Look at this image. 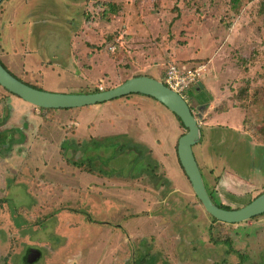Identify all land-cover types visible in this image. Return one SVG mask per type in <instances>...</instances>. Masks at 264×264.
<instances>
[{
	"label": "rangeland",
	"instance_id": "374dc122",
	"mask_svg": "<svg viewBox=\"0 0 264 264\" xmlns=\"http://www.w3.org/2000/svg\"><path fill=\"white\" fill-rule=\"evenodd\" d=\"M114 2L117 13L105 16ZM0 59L42 90L75 94L139 74L162 80L173 61L206 59L202 98L189 92L204 103L196 116L203 127L196 158L224 204L244 205L264 188L258 174L264 175V0L235 7L231 0H8L0 7ZM136 98L57 109L56 121L47 122L40 109L0 85V264H28L21 261L28 246L42 250L33 264H235L232 253L251 243L264 215L217 222L175 154L168 165L154 154L166 176L157 182L146 171L129 175L141 167L127 162L132 155L109 160L119 148L128 150L123 139L95 149V135L116 131L146 145L141 135L151 127V136L157 129L171 139L175 130L178 137L185 133L163 104ZM150 102L165 116L147 126L155 114ZM114 113L124 117L121 123ZM171 118L179 124L171 126ZM82 141L98 152L85 155L72 146ZM62 146L68 158L96 159L93 166L109 174L74 167Z\"/></svg>",
	"mask_w": 264,
	"mask_h": 264
},
{
	"label": "water",
	"instance_id": "95a60500",
	"mask_svg": "<svg viewBox=\"0 0 264 264\" xmlns=\"http://www.w3.org/2000/svg\"><path fill=\"white\" fill-rule=\"evenodd\" d=\"M4 0H0V4ZM0 85L7 91L38 108L74 109L104 103L130 94L150 96L167 107L180 118L187 131L180 136L177 154L192 189L204 210L216 220L236 224L264 214V193L240 208L226 209L217 205L210 197L194 154V146L201 141V127L186 98L167 86L162 80L148 75H135L121 84L89 93H54L34 88L12 75L0 62ZM204 84L198 83V89ZM40 257L36 251L32 259Z\"/></svg>",
	"mask_w": 264,
	"mask_h": 264
},
{
	"label": "trees",
	"instance_id": "16d2710c",
	"mask_svg": "<svg viewBox=\"0 0 264 264\" xmlns=\"http://www.w3.org/2000/svg\"><path fill=\"white\" fill-rule=\"evenodd\" d=\"M5 1H8V0H4L3 2H5ZM231 1L233 3V7H235V6L239 5V3L242 0H231ZM2 3L0 4V7H1ZM105 4H103L105 7H106V5L109 4V8H106L104 10V15L105 16L108 14V12H111V13H114V14L117 13V11L119 9V4H118V6H117V4L115 2L114 3H107L106 5ZM207 61L208 60H206V59H194V62H181V63H179L177 61H173L171 63L186 64V65H188V64H190V65H196V64L203 63V62H207ZM0 62L9 71L8 67L1 60H0ZM14 76L16 78L20 79L16 75H14ZM163 76H164V72H163L162 77ZM20 80L23 81L24 83H26V84L34 87V88L41 89L40 87H38L37 85L32 84L31 82L24 81L23 79H20ZM162 81H164L163 78H162ZM248 88L249 87H245V88H241L240 89L238 95H239V97L241 99H246V97L248 95V90H249ZM194 89H196V91L197 90L199 91L198 88H194ZM97 91H100V88H95V89L91 90V92H97ZM203 91H204L203 89H200V93H201L200 98H202V94H203L202 92ZM130 95H142V94H130ZM207 100L208 99L206 98L205 101L207 102ZM36 109H40L38 115L40 117H42L43 120H45L47 122H54V121H56L55 120V113L57 112V109H55V108H38V107H36ZM176 118L179 120L180 125L185 129V132H186L187 129L185 128V126L182 123V121L180 120V118L177 117V116H176ZM128 138L129 137H127V136L113 135V136L104 137L102 140H94L95 142L96 141H99V142H96L97 145H96L95 149L98 147V143H103L102 141H106V140L109 139V140H111V142H109V143L110 144L112 143L113 146H116L117 143L120 142L121 139H123L125 141L124 142V145L129 147L128 150L123 151V148H119V150H117V152L112 153V158H110L109 160H117V159L121 158V156H123L124 154L132 155L133 158L129 159L127 162L128 163L133 162L134 163V166L136 168L138 166H141V167H140V169L137 170V173L134 172V173H132L131 176L137 177V175L139 176V175L143 174L144 171H146V173L148 175H152L157 180V182L158 181L162 182L161 181V176L162 175H161V173H159L160 165H159V162L157 161V159L154 157L153 150L150 149V148L148 149V147H147L146 144L135 143L134 141H132V140H130ZM91 144H92V141L91 142H83L82 141V142H76V144H73L72 146L75 147V149H77V151L80 150L81 152H83V154H85V155H87V154L88 155H95L98 152V149L95 152H92V150L89 149V147H90ZM177 145H178V142H177ZM62 152L64 153V157L63 158L65 160H67L69 163H71L74 167H77V168H86L87 171L93 172V170H94V166H93L94 165V160H96V159L89 160L88 157H87V159H85V160L82 161V160L73 159L72 157L68 158L67 148L65 146H62ZM119 155H120V157H119ZM220 206H222L223 208H226V209H231L230 206H226V205H222V204ZM213 219H215V218H213ZM40 223H41V221H40ZM143 262H145V261L142 260L141 261V264H143Z\"/></svg>",
	"mask_w": 264,
	"mask_h": 264
},
{
	"label": "flooded vegetation",
	"instance_id": "af4514ba",
	"mask_svg": "<svg viewBox=\"0 0 264 264\" xmlns=\"http://www.w3.org/2000/svg\"><path fill=\"white\" fill-rule=\"evenodd\" d=\"M1 60V59H0ZM2 61V60H1ZM9 69V68H8ZM9 72L10 73H12V71L9 69ZM12 75H16V74H13L12 73ZM20 78V77H19ZM193 92H196V93H198V94H201L200 93V91H196V89H194L193 90ZM200 97V96H199ZM187 99H189V100H187ZM201 99V98H200ZM200 99H196V100H193V99H191V97H190V94L186 97V100L188 101V104L190 105V107H191V109H192V111L194 112V114H195V116H197V117H200V112H202L201 110L203 109V102L202 101H200ZM206 103V102H205ZM197 104V105H196ZM128 107H129V105L128 104H126ZM195 108H197V112H195ZM196 117V118H197ZM200 127H201V134L203 135V127L200 125ZM105 136H103L102 138L101 137H98V135L97 136H95V138H94V140H102L103 138H104ZM99 138V139H98ZM201 139H202V136H201ZM202 141V140H201ZM194 154H195V157H196V152H195V150H194ZM177 157H178V154H177ZM197 159V158H196ZM110 161H112V160H110ZM198 161V160H197ZM168 162L169 161H167V165H168ZM178 162H179V165H180V167H181V169L183 168L182 166H181V164H180V161H179V158H178ZM103 163H105V162H101V164H103ZM133 165H134V163H133ZM198 165H199V168H200V171H201V173H202V176H203V179H204V183H205V186H206V189H207V191H208V193H209V195H210V197L212 198V200L217 204V205H226V206H229V205H227V204H224V203H222L221 201H220V199L217 197V195L215 194V192L213 191V189H212V186H211V184L209 183L210 181H209V178L205 175V173H204V171H203V169H202V167L200 166V164H199V162H198ZM245 168V167H244ZM103 170V171H102ZM252 171H253V168L251 169ZM183 171H184V169H183ZM91 173V172H90ZM100 174V173H102V174H106V175H108L109 174V171H106V170H104L103 168H101V166H94V170H93V172H92V174ZM134 173V172H133ZM163 173V172H162ZM184 173H185V171H184ZM259 174V177L260 178H263L264 177V175H263V173L261 174V173H258ZM129 175H132V173L131 174H129ZM162 175V174H161ZM186 175V174H185ZM163 176V175H162ZM187 176V175H186ZM240 176V178H241V180H246V178H244L243 176H241V175H239ZM164 178H166V176H163ZM188 178V177H187ZM194 192V191H193ZM262 193H264V188H263V190L262 191H260L259 193H257L255 196H253V197H251V199L246 203V204H248L249 202H251L254 198H256L257 196H259L260 194H262ZM195 194V193H194ZM196 196V195H195ZM197 198V197H196ZM198 199V198H197ZM2 201V200H1ZM219 203H217V202ZM199 202H200V200H199ZM201 203V202H200ZM246 204H244V205H240V206H238V207H236V208H240V207H243V206H245ZM202 205V204H201ZM220 207H222V206H220ZM231 207V206H230ZM231 208H234V207H231ZM207 213V212H206ZM208 214V213H207ZM209 215V214H208ZM264 214H261V215H259V216H256V217H254V218H252V219H255V218H257V217H261V216H263ZM210 217H212L211 215H209ZM213 218V217H212ZM251 220V219H250ZM217 222H220V221H218V220H216ZM46 221H44L43 220V222L41 223V224H44ZM24 223V222H23ZM220 223H222V222H220ZM223 224H227V223H223ZM236 224H239V223H236ZM28 225L29 224H27V226H23L22 225V227L21 228H28ZM260 230H263L262 232H260ZM263 233H264V227H258L257 228V226L255 227V230H253V232H252V234H251V243L250 242H248L249 244H245V245H247V247L246 248H243L242 250H237V251H234V253H232L234 256H236L237 257V259H236V262H235V264H264V240H261V237H262V235H263ZM27 250L25 251V253H24V255L22 256V259H21V261H23V263H28V264H33V263H36V262H38L41 258H42V250L40 249V248H36V247H27L26 248ZM36 251H40V253H41V256L40 257H37V255L35 256L36 258L35 259H32V257L34 256V254L36 253ZM244 253H246V254H244Z\"/></svg>",
	"mask_w": 264,
	"mask_h": 264
},
{
	"label": "crops",
	"instance_id": "0c3cea01",
	"mask_svg": "<svg viewBox=\"0 0 264 264\" xmlns=\"http://www.w3.org/2000/svg\"><path fill=\"white\" fill-rule=\"evenodd\" d=\"M206 65H207V63H206ZM101 87L102 86H100L99 88H101ZM136 97H137L136 98L137 99L136 102H137L138 100L139 101L142 100V99H139V98H141V97L148 98L149 96L136 95ZM151 105H152L151 110H153V113L152 114H154V113L155 114L154 115H151V117L150 116H147V119H148L147 120V126H150V124L152 125V123L155 124V122H159V124H160V119H162L165 116L164 110H162L159 106H157L153 102L151 103ZM125 106L128 107L126 104H125ZM136 111H137V114H140L141 113L140 110H136ZM35 113H37V110H35ZM114 114H115L114 117L117 120L116 122L121 123V120H123L122 118H124V117L121 114H119V113H114ZM160 114L162 115L161 117H160ZM118 116H120L121 118H119ZM112 120L109 121L108 125L109 126L112 125L113 127H116V124ZM168 121H169V119H168ZM170 124H171V126H173V125L175 126V124H179V123L178 122H175V119L174 118H171L170 119ZM93 126H94V123L91 122L89 124V128H91ZM179 126H180V124H179ZM151 128H149V130H151ZM160 128H161V125H160ZM149 130H145L146 133H144V135H141V137L145 140V142L147 143V145H149V148L153 150L154 154L163 163V165H165V164L167 165V161H168L167 159L168 158L169 159L170 158H173V156H174L173 154L177 155V142H178L180 136H182V135H180L178 137L177 136V132L175 130V135H174V137L172 139L170 137H168V136H163L162 137L158 133L159 132V129H157V132L153 133L154 135L151 136L150 132H148ZM119 133H122V132L121 131H119V132L116 131V133H113L111 135H117ZM99 135H103V134H99ZM95 136H97V135H95Z\"/></svg>",
	"mask_w": 264,
	"mask_h": 264
},
{
	"label": "built area",
	"instance_id": "2783aa9c",
	"mask_svg": "<svg viewBox=\"0 0 264 264\" xmlns=\"http://www.w3.org/2000/svg\"><path fill=\"white\" fill-rule=\"evenodd\" d=\"M206 70L207 65L204 63L196 65L170 63L163 82L186 98L202 79Z\"/></svg>",
	"mask_w": 264,
	"mask_h": 264
}]
</instances>
